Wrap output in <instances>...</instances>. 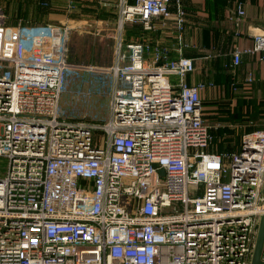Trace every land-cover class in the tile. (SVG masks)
Instances as JSON below:
<instances>
[{
	"label": "built area",
	"instance_id": "1",
	"mask_svg": "<svg viewBox=\"0 0 264 264\" xmlns=\"http://www.w3.org/2000/svg\"><path fill=\"white\" fill-rule=\"evenodd\" d=\"M170 1L118 0L115 29L11 24L0 6V264L251 263L264 130L238 152H209L200 87L186 79L195 60L168 49L150 58L124 35L127 24L152 30L159 18L183 27ZM105 30L108 64L97 54ZM245 51L264 55V33L234 49L236 65ZM77 71L112 77L106 120L61 114Z\"/></svg>",
	"mask_w": 264,
	"mask_h": 264
},
{
	"label": "crops",
	"instance_id": "2",
	"mask_svg": "<svg viewBox=\"0 0 264 264\" xmlns=\"http://www.w3.org/2000/svg\"><path fill=\"white\" fill-rule=\"evenodd\" d=\"M117 2L8 0L10 5H5L0 0L3 7H9V12L16 17L26 16L29 22L60 25L84 21L99 24L102 28L117 25ZM179 7L185 14L183 27L176 26L175 20L163 22L159 18L152 30L135 26L138 30L131 38L149 47L147 56L150 58L157 51L168 49V55L173 58L178 57L181 50L195 60L196 71L186 79L200 87L204 121L212 135L207 150L238 152L246 136L264 130V55L245 51L241 63L236 65L233 51L236 47L248 50L254 45L255 36L264 33V0L170 1L174 14ZM241 9L245 11L243 15H240ZM129 27L132 26L125 28L126 40L129 38ZM110 60L109 55L108 63Z\"/></svg>",
	"mask_w": 264,
	"mask_h": 264
},
{
	"label": "rangeland",
	"instance_id": "3",
	"mask_svg": "<svg viewBox=\"0 0 264 264\" xmlns=\"http://www.w3.org/2000/svg\"><path fill=\"white\" fill-rule=\"evenodd\" d=\"M27 4L29 5L30 2L28 1ZM16 23L33 28L38 27L32 23ZM112 27L115 29L116 25ZM112 46L110 33L105 30L99 46L100 63L108 64ZM112 89V77L108 74L86 71L72 73L61 97V114L70 117H84L88 121L106 120L110 112ZM101 137V132L96 131L95 140H101ZM5 164L6 160L1 161L3 169Z\"/></svg>",
	"mask_w": 264,
	"mask_h": 264
},
{
	"label": "trees",
	"instance_id": "4",
	"mask_svg": "<svg viewBox=\"0 0 264 264\" xmlns=\"http://www.w3.org/2000/svg\"><path fill=\"white\" fill-rule=\"evenodd\" d=\"M3 3L5 4V5H10L9 3H8V0H3ZM42 3V2H41ZM0 6L4 9V11L6 12V14H7V16H8V20H9V23H11V24H20V23H16V22H24V23H32V24H34V25H38V26H41V25H44V24H42V23H40V22H29L28 20H27V18H26V16H22V17H16V14H13V13H11V12H9L10 10L8 9L9 7H7V6H2L1 5V3H0ZM12 9H14V8H12ZM128 26H132V28H128L129 29V38H128V40L129 41H134V40H138V39H136V38H131L133 35H134V33L138 30L135 26H137V25H139V24H127ZM127 25H126V27L125 28H127ZM139 26H142V25H139ZM127 29V30H128ZM140 41V40H139ZM201 101H202V98H201ZM205 109H204V103H203V101H202V113H203V117H204V115H205Z\"/></svg>",
	"mask_w": 264,
	"mask_h": 264
},
{
	"label": "water",
	"instance_id": "5",
	"mask_svg": "<svg viewBox=\"0 0 264 264\" xmlns=\"http://www.w3.org/2000/svg\"><path fill=\"white\" fill-rule=\"evenodd\" d=\"M250 264H264V214L260 219L258 235Z\"/></svg>",
	"mask_w": 264,
	"mask_h": 264
}]
</instances>
